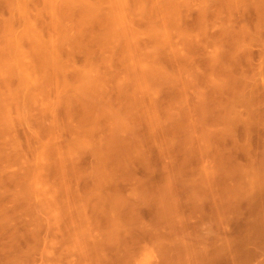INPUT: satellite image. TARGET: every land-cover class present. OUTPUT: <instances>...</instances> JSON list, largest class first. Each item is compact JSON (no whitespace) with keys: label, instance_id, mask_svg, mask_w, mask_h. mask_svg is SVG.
Segmentation results:
<instances>
[{"label":"bare ground","instance_id":"obj_1","mask_svg":"<svg viewBox=\"0 0 264 264\" xmlns=\"http://www.w3.org/2000/svg\"><path fill=\"white\" fill-rule=\"evenodd\" d=\"M2 2L9 14H0V182L8 179L15 181L16 186L10 191L0 187V197L7 195L15 202H22L23 207L17 212L21 217L27 213L35 227H67L61 253L43 264L105 263L110 258L107 247L115 248L128 226L138 223L136 206L155 198L140 189H134L132 202L113 195L108 210L110 225L106 230L98 226L99 222L89 212L106 200L108 193L103 186L119 166H130L133 157L146 162L144 141L136 134L134 126L146 124L150 142L166 154L177 139L165 130L181 112L184 114L182 110L190 111L187 90L194 84L190 73L195 65L193 57L182 51L175 37L180 36L186 46L207 42L204 38L212 24L208 14L213 13L215 17L224 14L222 22L213 23L219 27V32L210 39L212 48L204 50L201 56L209 67L206 72L209 85L223 94L222 98L227 90H232L220 125L221 132H229L238 121L248 124L255 120L242 114L238 104L248 102L260 85L264 97V48L260 61L254 64L253 75H234L231 71L232 61L262 40L249 25L235 26L233 16L250 8H256L264 16V0ZM191 9L198 12L196 32H190L183 25V18ZM225 40L231 43L227 52L223 47ZM77 54L83 55L81 63L75 59ZM110 82L115 92L113 98L106 95ZM168 86L175 91L170 101L177 98L178 92L180 99L176 105H168L161 115L158 111L162 103L160 93ZM195 100L204 105L203 89L198 90ZM60 105L65 106L63 115L57 113ZM44 114L51 116V124L46 123ZM185 118L192 120L189 114ZM18 124L27 127L26 149L14 132ZM102 127L110 134L96 135ZM162 131L165 137L160 142L157 136ZM212 133L211 126L202 127L196 142L193 134H188L189 143L193 148L198 143L200 157L205 160L198 166V178L184 181L188 184L190 200L198 204L201 198L196 191L199 188L204 189L207 198L218 199L210 176L213 166L207 159L211 153ZM118 150L121 155L117 154ZM85 153H90L93 162L90 169L80 170L76 163ZM240 169L234 188L245 182L241 196L263 193L264 165ZM49 172H54L53 179L48 177ZM84 177L93 179L94 186L85 194L78 193L69 179ZM180 177L177 172L168 170L163 189L160 192L161 186L157 195L162 205L160 215L163 212L167 217L160 218L169 217L171 225L180 219L179 200L173 190L174 181ZM8 207L13 208L0 202L1 225L10 222ZM121 207L125 210V220L116 216ZM218 209L215 221L222 224L228 218V211L224 206ZM202 223L208 229L213 227L210 221ZM140 224V228L149 227L143 222ZM153 231L151 243H144L135 253L124 254L122 260L127 258L125 261L129 264H154L152 259L159 256L165 259V264H214L218 260L226 261L220 259L227 257L231 244L230 238L211 236L210 231L195 237L179 235L171 228L166 232L157 228ZM44 253L53 255L49 249ZM62 255L66 256L63 261ZM19 258L14 257L10 264L22 263ZM121 258L115 260L119 261L116 264H126Z\"/></svg>","mask_w":264,"mask_h":264},{"label":"rangeland","instance_id":"obj_2","mask_svg":"<svg viewBox=\"0 0 264 264\" xmlns=\"http://www.w3.org/2000/svg\"><path fill=\"white\" fill-rule=\"evenodd\" d=\"M255 10L256 8H250L246 11L237 12L233 16L235 26L240 27L239 25L241 24L249 25L250 29L257 32L258 37L262 39L259 44H254L250 48V51L237 58V61H232L231 71L234 75H253L254 64L258 63L262 56L264 48V16ZM197 13L196 9H191L183 18V25L190 32H196L198 29ZM0 14L4 16H8L9 14L8 10L3 6L2 0H0ZM208 18L212 24L210 25L208 36L204 38L207 42L201 41V43L186 46L180 36L175 37L177 45L182 48L184 53L193 57L195 65L192 67L190 73L194 84L187 90L188 98L191 101L190 111L182 110L184 114L181 112L177 119L169 123L170 128L165 130L167 134L177 139L175 146L166 154H162L158 147L150 142L147 125L140 123L138 126H134L136 134L144 141L146 162L133 157L130 160V166H128L130 168L127 173L126 168L128 167L124 165L119 166V169L115 171V175L113 174L111 180L103 186L108 193L106 200H104L103 204H98L97 209L94 207L90 208L89 212L99 222L98 226L102 230H106L110 225L111 218H109L108 210L109 202L113 195H118L128 200V202H132L134 201V189H140L155 197L149 200V202L136 206L135 213L138 218L136 220H139V225H141L140 222H143L149 227L140 228L138 223L133 222L134 225L132 223L130 225L129 222L128 225L131 227L128 226V230L124 231L120 236V243L115 245V248L107 247L109 260L112 259L110 261L108 258L105 260L108 264H110L109 262H112V264L115 262L116 264L119 261L115 260H120L124 254L135 253L144 243H151L154 239L155 232L153 230L155 228L162 232H166L167 229L171 228L175 233L188 237L207 235L208 231H210L212 233L211 236H225L231 240L227 257L225 256L226 259L225 257L220 259L226 260V264H264V192L250 194L249 196L243 194L241 196L244 193L245 182L234 188L236 186L234 183L237 182L236 179L238 180L240 175V168H258L259 165H264V124L261 123L264 121L263 92L261 85L258 86L255 91L256 95L253 94L250 96L248 102H241L237 106L242 114H248L252 117L251 119L255 118L256 121L253 119L254 121H249L248 124L238 121L233 124L229 132H221L220 125L222 124L225 108L228 106V101L231 99L233 93L230 88L222 98L223 94H219L209 85L207 81L209 67L201 56V53L204 50L210 51L212 48L210 39L217 36L219 32V27L214 26L213 23L217 21L222 22L224 14L215 17L213 13H209ZM223 47L227 52L231 48L230 41L225 40ZM75 59L77 63H81L83 55L77 54ZM177 59H180V57ZM164 63L169 69H172L167 60ZM216 70L220 72V69ZM173 88L172 86L165 87L160 93V101L162 103L159 104L158 111L161 115H164V109L168 105H176L177 100L180 99L179 92L175 88L178 96L173 101H170L175 95ZM200 88L204 92L205 107H203V103L201 104L202 101L198 102L195 100ZM260 91L261 94L259 93ZM114 93L110 82L106 95L109 98H113ZM203 108L205 110H202ZM64 112L65 106H58L57 113L63 115ZM187 114L191 116L192 120L190 122L185 118ZM42 117L48 125L52 123L50 115L44 114ZM206 125L213 128L211 153L207 159L213 166L210 176L214 190L218 194V199L207 198V195L204 194V189L199 188L196 191L201 198L198 204L194 203L192 198L190 200L187 189L188 184H185L184 181L197 179L199 176L198 166L202 165L205 161L200 157L201 155L197 149L198 143L194 144V148L189 143V135L190 133L193 134L196 142L202 133V127L204 129ZM26 129L27 127L21 124L16 125L14 128L15 134L23 140L22 147L24 149L28 147L24 139ZM102 134L108 135L110 133H107L106 129L102 127L96 131V135L101 136ZM65 135H68V133L65 132ZM157 137L162 142L165 137L163 131ZM119 152L120 150H118L117 154ZM119 154L121 155V153ZM29 156V159L33 158L31 154ZM92 162L90 153H85L77 161L76 166L80 170H88L91 168ZM168 170L177 172L181 176L173 184L174 193L179 200L178 215L180 219H176L177 221L175 220L172 225L169 217L167 220H170V223L165 220L167 217L163 212L161 214L166 218L164 220L160 218V216L162 217L160 215L162 205L160 196H157L160 194L159 188L162 186L160 188L161 192L163 184L166 182ZM53 175L54 172L48 173L50 179H53ZM69 182L77 189L78 193L84 194L94 186L93 179L88 177L80 179L70 178ZM15 186V181L13 182L8 179L0 182V187L6 191L14 189ZM156 198L160 200L156 201ZM0 202L7 203V205L13 207L11 209L8 207L10 222L7 225L0 224L3 227H0V264H10L14 257H20L19 259L22 260L20 264H43L47 259L56 257L61 253L65 246L63 235L67 229L66 226L47 225L46 227H35L32 224L31 217L27 213H23L21 217V214L17 212L19 207H23L22 202H15L7 195L1 196ZM157 202L159 206H157ZM224 202L225 204L222 205ZM101 205L103 206L102 209L100 208ZM221 205L224 206V210L227 209L228 218L222 224H218L215 221V214L219 210L218 208L221 210ZM124 213L125 210L121 207L116 212V216L120 217V220H125ZM204 220L212 222V229H208L202 225ZM149 228H152V231ZM152 233L154 234L153 239ZM45 249H49L53 255H46L44 253ZM61 257L63 261L66 256L62 255ZM125 260L128 261L126 258L122 262L124 261L127 264L128 262ZM164 261L159 256L152 259L154 264H165ZM107 262L104 263L103 261L102 264H106ZM218 262L220 261L218 260ZM218 262L215 263L222 264L223 261ZM225 262L223 263L225 264ZM142 264L148 263L143 262Z\"/></svg>","mask_w":264,"mask_h":264}]
</instances>
